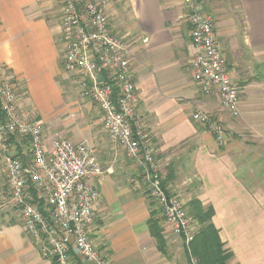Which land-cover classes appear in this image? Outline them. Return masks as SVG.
I'll return each mask as SVG.
<instances>
[{
  "label": "crops",
  "instance_id": "1",
  "mask_svg": "<svg viewBox=\"0 0 264 264\" xmlns=\"http://www.w3.org/2000/svg\"><path fill=\"white\" fill-rule=\"evenodd\" d=\"M107 1L113 28L130 43L136 115L154 144L162 181L170 180L166 167L171 178L181 172L201 178L195 198L213 207L212 223L231 254L228 264H264V0H200L212 16L228 71L242 88L238 117L224 108L218 92L204 93L194 79L196 48L183 0ZM61 15L60 0H0V64L26 92L22 108L43 120L47 148L60 133L88 144L107 170L91 180L100 198L90 236L110 264H189L158 204L135 186L139 164L110 140L104 114L82 95L80 78L64 71ZM197 111L223 124L229 136L224 147L194 121ZM11 153L30 159L26 143L12 140ZM152 219L162 247L151 233ZM0 264H56L26 233L1 168Z\"/></svg>",
  "mask_w": 264,
  "mask_h": 264
},
{
  "label": "built area",
  "instance_id": "2",
  "mask_svg": "<svg viewBox=\"0 0 264 264\" xmlns=\"http://www.w3.org/2000/svg\"><path fill=\"white\" fill-rule=\"evenodd\" d=\"M183 3L196 48L191 63L194 79L204 93L218 92L224 108L238 117L242 88L228 71L212 16L203 11L200 0ZM60 4L64 71L80 78L82 95L104 114L110 140L139 164L141 179L135 186L158 204L172 232L182 239L189 264H201L191 249L195 226L182 200L163 186L154 144L136 115L139 96L131 70L133 55L129 41L111 24L108 1L60 0ZM25 95L13 73L0 64V168L26 233L43 257L56 264H75L76 260L110 264L90 236L100 198L91 180L103 178L107 170L88 144L74 143L60 133L47 148L43 120L21 106ZM193 119L211 130L218 145L227 143L223 124L210 114L197 111ZM12 140L26 143L29 160L11 153Z\"/></svg>",
  "mask_w": 264,
  "mask_h": 264
},
{
  "label": "trees",
  "instance_id": "3",
  "mask_svg": "<svg viewBox=\"0 0 264 264\" xmlns=\"http://www.w3.org/2000/svg\"><path fill=\"white\" fill-rule=\"evenodd\" d=\"M165 183L166 181L163 180V186H165ZM190 207L193 217L201 225L199 232L191 242L193 254L199 258L201 264H228L231 254L224 248L219 231L212 223L213 207H204L198 198H193ZM150 229L162 247L163 236L157 220L152 219L150 221Z\"/></svg>",
  "mask_w": 264,
  "mask_h": 264
},
{
  "label": "rangeland",
  "instance_id": "4",
  "mask_svg": "<svg viewBox=\"0 0 264 264\" xmlns=\"http://www.w3.org/2000/svg\"><path fill=\"white\" fill-rule=\"evenodd\" d=\"M116 32H118L120 35H122L121 32H119V31H116ZM226 136L228 139L229 136L227 135V132H226ZM225 145H219V146L224 147ZM169 171H170V168L168 169L166 167L165 172H167V174H168L167 176H169V178H167V179H170V180H168L165 183V188L167 186V190L171 194L177 195L182 200V202L185 204V208L187 210V215L189 216L191 223L195 226V231L197 234L199 232V229L201 228V225L198 223L197 219L193 217V215L191 213L190 203L192 202L193 198H195L197 196V193L199 192L198 188L201 185L200 184L201 178L199 179L198 176H194L191 174H188L189 175L188 176L187 174H185L183 172H181L179 174H175V176L171 178ZM162 173L164 174V171H162ZM170 184L173 185L174 189L169 190Z\"/></svg>",
  "mask_w": 264,
  "mask_h": 264
}]
</instances>
